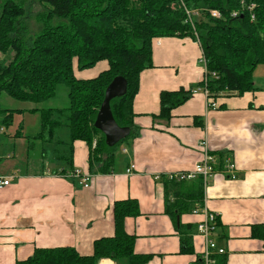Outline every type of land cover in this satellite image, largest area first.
<instances>
[{
    "label": "crops",
    "instance_id": "1",
    "mask_svg": "<svg viewBox=\"0 0 264 264\" xmlns=\"http://www.w3.org/2000/svg\"><path fill=\"white\" fill-rule=\"evenodd\" d=\"M152 50L154 67L142 72L134 100L137 137L130 148H120L114 172L90 173L87 144H74V168L90 176L87 188L78 177L55 176L59 165L51 146H46V162L43 149L41 161L33 158L34 147L24 137L37 126L36 116H17V124L23 123L20 137L5 129L0 133V178L11 180L0 189V264H17L36 249L72 247L92 255L96 240L115 234L114 203L127 199L140 205L141 215L129 219L126 230L137 237L135 252L152 256L148 264H202L203 241L196 227L204 215L184 213L175 222L158 177L192 171L203 159L204 140L216 161L227 157L224 167L234 163L237 176L216 173L204 185L203 205L218 215L215 238L226 249L216 264H264V241L252 236L253 226L264 225V81L254 79L255 90L241 95L221 93L215 99L217 110H207V99L199 92L174 109L169 121L157 119L161 93L196 88L205 69L202 48L191 37L158 38ZM107 69L108 63L101 62L81 71L74 62L80 80ZM21 104L17 109L36 108ZM37 163L40 169L33 171ZM183 239H189L191 253L183 252ZM100 264L117 263L104 259Z\"/></svg>",
    "mask_w": 264,
    "mask_h": 264
},
{
    "label": "trees",
    "instance_id": "2",
    "mask_svg": "<svg viewBox=\"0 0 264 264\" xmlns=\"http://www.w3.org/2000/svg\"><path fill=\"white\" fill-rule=\"evenodd\" d=\"M37 2L43 8L48 6L49 21L58 18L66 23L45 27L42 24L43 30L31 33L26 3L0 2V97L5 94L15 102L41 106L56 97L59 86H64L68 105L28 111L6 109L0 104V127L9 129L16 125L17 116L38 117L39 131L24 139L30 148L35 149L38 141L52 147L59 165L54 172L58 177H74L77 141L89 148L90 173L114 172L119 148H130L137 137L134 100L142 72L154 67L155 39L191 37L200 42L209 72L207 89L214 99L226 89L240 95L255 90V70L264 65V0H33L32 4ZM183 5L199 11L201 19L195 18L194 28ZM212 10L219 11L221 18H213ZM74 62L81 71L93 69L101 62H107L108 69L95 78L80 80L75 77ZM213 73L217 78L211 77ZM117 77L127 81V93L113 100L111 109L118 126L130 128L131 133L116 146L108 147L104 134L94 124L106 89ZM202 87L203 82L190 91L162 92L161 111L156 118L169 121L173 110ZM17 126L15 138L21 136L23 123ZM43 150L45 159L46 149ZM226 159L216 161L215 171L224 170L222 163ZM159 181L166 190L167 213L175 222L179 215L204 208L201 177L177 183L160 176ZM113 210L115 234L96 240L92 255H81L72 247L36 249L17 264H100L104 259L117 264H148L152 256L137 254V237L126 230L127 221L141 215L139 202L116 201ZM187 228L192 230L191 226ZM252 236L264 241V225L253 226ZM188 241H182L184 253L193 251Z\"/></svg>",
    "mask_w": 264,
    "mask_h": 264
},
{
    "label": "built area",
    "instance_id": "3",
    "mask_svg": "<svg viewBox=\"0 0 264 264\" xmlns=\"http://www.w3.org/2000/svg\"><path fill=\"white\" fill-rule=\"evenodd\" d=\"M184 6V5H183ZM254 6L252 5L249 7L250 10H252ZM184 10L187 14L188 17V22L193 26L194 28V22L195 18L199 16V11L195 10H189L186 6H184ZM210 15L213 18L219 19L221 18V14L217 10H212L210 11ZM233 16H237V13H234ZM254 18V17H253ZM199 44L200 42L197 41ZM201 46V44H200ZM200 63L203 65L205 69V77L203 80L204 87L201 89H196L193 91V94H197L199 92L203 93L207 99L206 107L207 110H217L218 104L214 98H212V94L209 92L207 89V82H208V76L209 72L207 71V60L204 55V52L202 50V55L200 58ZM212 78H217L216 74H212ZM224 92H228L226 89ZM223 93V92H222ZM4 132V128L0 127V133ZM96 144V143H94ZM201 148L203 150V159L200 163H198L195 168L192 171L185 172V173H175V174H170L166 175L170 180L175 181L177 183L179 182H184V181H194L198 179L199 177L202 178L204 185L207 184V181L209 178L213 177L217 171L213 168V165L216 163V160L213 155L208 150V143L207 141H202L201 142ZM133 167L129 168L127 173H131ZM220 173H223L226 175L229 179H236V170L234 163L229 161L228 165L224 168L223 171ZM74 177H78L80 180V184L87 188L89 186L90 182V176H84L82 175L81 171H76ZM160 177H158L159 180ZM11 184V180L9 179H1L0 178V189L3 187H7ZM202 213L204 215V220H202L196 227L198 235L201 237L203 241V250L201 253V261L202 264H216V259L218 257H223L226 254V249L221 247L217 240H216V231L218 229L217 227V220H218V215L208 212L205 210V207L194 211V213Z\"/></svg>",
    "mask_w": 264,
    "mask_h": 264
},
{
    "label": "rangeland",
    "instance_id": "4",
    "mask_svg": "<svg viewBox=\"0 0 264 264\" xmlns=\"http://www.w3.org/2000/svg\"><path fill=\"white\" fill-rule=\"evenodd\" d=\"M2 0H0L1 2ZM17 2H25L26 5L24 6L27 9V13H28V29L30 30L31 33H38L39 31L43 30V26L42 24H44L45 26H57V25H64L66 23L65 20L63 19H58V18H54L51 21H49L47 19V15L49 13V11L47 10V7H44V5L37 3L32 4L33 0H15ZM50 8V7H49ZM38 13H40L38 15ZM37 16V17H36ZM41 17V18H39ZM201 16H199L200 18ZM201 19V18H200ZM38 20H41V24ZM264 81V65H260L257 67V69L255 70L254 73V77H253V81ZM0 104L2 105V107L6 108V109H17L20 108V105H22L19 102H15L13 100H11L10 98H8L5 94H3L0 97ZM68 105V98H67V89L64 86H59V88L57 89V94L56 97L53 98L52 100H50L49 102L41 105V106H35V107H42V108H50V106L53 107H66ZM38 119V117H37ZM39 120H37V126L35 127V124L32 125L34 127L30 128V131L28 133L27 136L29 137H33L34 135L37 134V132L39 131ZM17 125V124H16ZM16 125L14 124V126H11L9 129H5L7 131L8 134H12L15 132V130L18 128V126L16 127ZM2 134H0V138H2L3 136H1ZM42 145V147H40ZM40 145V141H38L37 143H35V149L34 152L31 153V155L33 156L34 159H38L40 160L39 157V153H42V149L45 148L46 146H50V145H44L41 144ZM7 147V146H6ZM121 148V147H120ZM119 148L118 152H117V157H119L120 151L121 149ZM50 149V148H49ZM48 149V150H49ZM47 152V150H46ZM43 154V153H42ZM44 162H46L47 160V156L45 157V159L43 158ZM39 168V164H35V169L33 171H38Z\"/></svg>",
    "mask_w": 264,
    "mask_h": 264
},
{
    "label": "water",
    "instance_id": "5",
    "mask_svg": "<svg viewBox=\"0 0 264 264\" xmlns=\"http://www.w3.org/2000/svg\"><path fill=\"white\" fill-rule=\"evenodd\" d=\"M127 86V81L123 77H117L112 81L106 89L104 101L94 124L95 128L104 134L108 147L116 146L131 133L130 128L118 126L111 109V102L113 100L126 95Z\"/></svg>",
    "mask_w": 264,
    "mask_h": 264
}]
</instances>
